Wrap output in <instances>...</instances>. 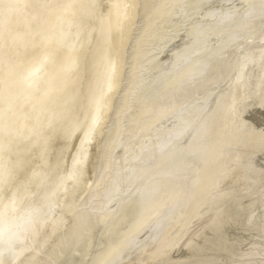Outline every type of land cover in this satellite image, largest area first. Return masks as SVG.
I'll return each mask as SVG.
<instances>
[{
	"label": "bare ground",
	"instance_id": "bare-ground-1",
	"mask_svg": "<svg viewBox=\"0 0 264 264\" xmlns=\"http://www.w3.org/2000/svg\"><path fill=\"white\" fill-rule=\"evenodd\" d=\"M0 264H264V0H0Z\"/></svg>",
	"mask_w": 264,
	"mask_h": 264
},
{
	"label": "rangeland",
	"instance_id": "rangeland-1",
	"mask_svg": "<svg viewBox=\"0 0 264 264\" xmlns=\"http://www.w3.org/2000/svg\"><path fill=\"white\" fill-rule=\"evenodd\" d=\"M32 221V220H31ZM46 222V221H45ZM32 223V222H31ZM33 224V223H32ZM35 228L37 229V227H34V225H31L29 228H27V233L25 234V231L22 233V241H26L27 238H29L30 234H31V238H33L34 234L36 233L37 230H35ZM30 245V243H27ZM33 246V244H32ZM32 247H30L29 249H31Z\"/></svg>",
	"mask_w": 264,
	"mask_h": 264
}]
</instances>
